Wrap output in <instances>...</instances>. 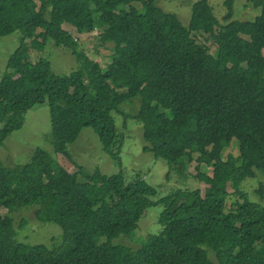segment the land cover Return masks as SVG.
Masks as SVG:
<instances>
[{
  "label": "trees",
  "instance_id": "16d2710c",
  "mask_svg": "<svg viewBox=\"0 0 264 264\" xmlns=\"http://www.w3.org/2000/svg\"><path fill=\"white\" fill-rule=\"evenodd\" d=\"M247 1L262 14L236 20L237 0H225L220 21L209 0H198L185 25L157 0H0V38L22 35L0 78V149L29 111L49 103L57 155L77 164L70 148L92 128L123 166L115 115L142 97L145 111L126 117L143 124L144 152L168 163V182H182L160 198L141 173H71L42 149L25 164L0 163V264H264V185L262 202L243 188L264 172V0ZM95 14L100 43L112 48L105 71L66 28L92 32ZM51 42L70 49L79 69L58 75L48 59L34 62L33 49ZM234 140L240 156L223 158ZM194 163L205 193L183 184ZM230 195L238 199L227 211ZM155 206L163 207L158 234L137 249L116 242ZM21 209L63 234L49 245L18 241L11 213Z\"/></svg>",
  "mask_w": 264,
  "mask_h": 264
},
{
  "label": "rangeland",
  "instance_id": "374dc122",
  "mask_svg": "<svg viewBox=\"0 0 264 264\" xmlns=\"http://www.w3.org/2000/svg\"><path fill=\"white\" fill-rule=\"evenodd\" d=\"M198 0H157L158 5L167 12L178 15L183 24L187 25L192 15V5ZM225 0H209L213 6L217 18L222 21L226 9ZM134 6L142 8V3H135ZM131 10V6H120L119 10ZM262 8L249 6L247 0H237L236 20H251L262 14ZM222 23V22H221ZM66 28L78 40L81 47L87 52L88 57L96 61L105 71L111 62L112 48L100 43V34L103 26L98 14H95V26L92 32L80 35L77 30L69 25ZM199 43L214 47L213 41L206 40L205 36L197 35ZM22 35L15 32L9 36L0 38V78L4 71L10 55L21 44ZM43 58L51 62L53 71L58 75H70L79 69L77 57L68 48L57 46L54 42L49 43L46 49H33V61L41 62ZM123 113L115 115L116 124L120 134V158L114 159L110 154L102 150L98 135L92 128H86L77 143L71 146L77 164L70 162L62 155H57L53 144V126L51 119V109L49 103L39 104L25 115L24 126L9 135L0 149V163L8 166L25 164L37 149L47 150L55 156H59L61 162L67 166L71 173L79 171V166L89 170L99 168L103 174L111 176L124 171L128 175L141 173L144 178L157 189L158 197L166 196L176 187L182 186L178 177H173L168 182L167 175L170 171L169 165L162 159H155L152 154L144 152L146 141L144 138V126L136 119L129 116H139L145 110L142 106V97H137L125 102L119 107ZM169 112V111H168ZM2 126V125H1ZM240 156V149L236 140L227 149L223 158L228 156ZM197 164L191 166V177L187 179L185 186L190 189H201L203 193L208 188L204 183H200L193 176L197 173ZM200 171L213 175V168L202 165ZM256 178H250L244 183V191L250 195L253 202H262L263 198L258 190L264 185V172H259ZM231 191V190H230ZM237 196L230 195L226 198L227 211L234 207ZM264 203V202H263ZM163 210L161 206L148 209L145 216L140 221V226L131 236L123 235L116 240L127 246L137 249L150 234H158L163 226L158 222V216ZM3 214H7V209H1ZM14 217V225L17 230V240L26 244H46L49 245L53 237L63 234V227L56 222H42L35 217L33 209H21L11 213ZM22 224V226H21ZM119 241V242H118ZM142 241V242H141Z\"/></svg>",
  "mask_w": 264,
  "mask_h": 264
},
{
  "label": "crops",
  "instance_id": "0c3cea01",
  "mask_svg": "<svg viewBox=\"0 0 264 264\" xmlns=\"http://www.w3.org/2000/svg\"><path fill=\"white\" fill-rule=\"evenodd\" d=\"M70 171V170H69Z\"/></svg>",
  "mask_w": 264,
  "mask_h": 264
}]
</instances>
